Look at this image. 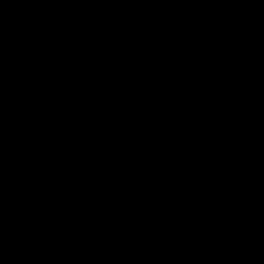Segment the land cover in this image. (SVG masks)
I'll return each mask as SVG.
<instances>
[{
    "label": "water",
    "instance_id": "water-1",
    "mask_svg": "<svg viewBox=\"0 0 264 264\" xmlns=\"http://www.w3.org/2000/svg\"><path fill=\"white\" fill-rule=\"evenodd\" d=\"M0 264H264V0H0Z\"/></svg>",
    "mask_w": 264,
    "mask_h": 264
}]
</instances>
